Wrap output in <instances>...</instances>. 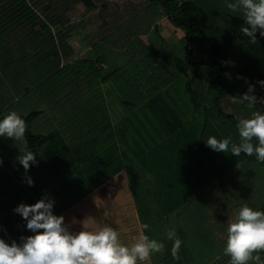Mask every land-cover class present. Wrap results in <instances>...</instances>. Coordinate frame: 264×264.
Masks as SVG:
<instances>
[{
  "label": "trees",
  "instance_id": "obj_1",
  "mask_svg": "<svg viewBox=\"0 0 264 264\" xmlns=\"http://www.w3.org/2000/svg\"><path fill=\"white\" fill-rule=\"evenodd\" d=\"M135 1L138 7L132 6L125 16H131L130 31H134L127 38L138 36L148 48L145 63L138 58L135 63L117 68L108 62L114 52L110 44H115L119 28L114 30L110 26L112 30L100 36V41L92 39L90 56L76 53L69 42L73 35H89L86 28L90 17L87 15L90 9L100 6V0L97 3L95 0H74V5L86 7L81 22L77 23L69 15L77 9L67 1L0 0V93L8 82L19 88L17 76L20 71L27 72L28 67L40 74L37 76L34 72V78L30 76L25 80L24 92L19 88V97L9 98L13 102H2L7 107L0 112V120L12 111L25 119L26 148L36 156V163L27 171L18 161L13 168L11 147L14 143L0 136V149H5L0 155V238L6 243L22 244V238L34 235L27 229V221L14 210L22 203L32 205L41 199L53 201V214L63 216L66 226L78 231L77 220L70 222L69 212L83 204L84 199L109 179L122 177L125 167L122 156L126 160L129 156L151 174L147 195H152L151 202L161 205L162 216L175 209L180 212L173 227L163 229L164 233L163 230L158 233V220L155 223L149 222V218L139 220L145 235L164 244V251L152 256L155 264H188V253L195 255L194 251L202 249L209 257L211 252L215 254L213 259L223 254L227 230H222L221 236L216 234L202 201L209 185L227 190L222 177L232 179L233 188L224 193L238 198L239 210L248 205L264 211V162L243 152L235 156L231 150L227 153L214 151L206 144L210 136L229 138L232 143L239 144V119L250 118L256 111L264 114V103L260 102L264 86L259 83L264 81V36L258 30L253 44L243 34L241 29L247 26L244 10L233 12L227 8L228 3L236 0ZM102 5L105 7L107 2ZM105 17L104 22H107ZM219 17L223 18L221 24ZM153 23L157 41L162 43L167 42L162 28L169 25L170 29L184 31L182 38L173 39V56L177 57L174 65L183 70L191 69L190 76L183 81V90L177 89V85H172L169 91L161 89L176 78V74L165 65L150 64L156 62L160 51L167 56L163 45L153 46L155 38L140 32L143 26ZM111 32L115 35L109 34ZM243 47L245 55L241 54L236 60L233 50ZM178 52L182 55L178 56ZM148 60L152 71L146 74L137 67ZM105 82L115 85L127 115L116 123L113 133L100 139L95 133L101 127L103 130L106 125L110 126L102 86ZM250 85L254 86L252 94L257 97L253 107H249L247 101L238 103L233 99L241 100ZM61 93L65 101H70L67 108H59L64 117L56 120L55 116L60 113L54 109L55 123L49 117L50 112L47 120L43 119L46 112L43 104L57 105ZM75 109L77 112L73 111ZM195 111L198 114H193ZM142 116H159V119L157 122L148 120L147 127L141 123L134 125L133 120L141 122ZM130 127L134 133L128 135ZM29 179L33 182L31 186ZM24 187L26 195L20 193ZM116 193L122 195L118 200L120 204H126L127 196L133 199L132 192L125 196L119 189ZM106 194L109 198L113 196V193ZM80 208L88 213L86 208ZM93 218L92 214L86 215L87 222ZM134 219H138L137 216ZM130 221L131 218L119 215L116 229L124 223L131 225ZM170 228L176 231L182 245L188 247L179 250V260L171 255L174 241L167 238ZM199 233L205 236L204 247H198L193 241V236ZM260 255L264 260V253ZM199 258L200 264L213 260Z\"/></svg>",
  "mask_w": 264,
  "mask_h": 264
},
{
  "label": "rangeland",
  "instance_id": "obj_2",
  "mask_svg": "<svg viewBox=\"0 0 264 264\" xmlns=\"http://www.w3.org/2000/svg\"><path fill=\"white\" fill-rule=\"evenodd\" d=\"M66 1L70 5H74L75 3L74 0H58V2H66ZM95 1L97 3L98 0H95ZM104 2H107V5H105V7L104 5H102ZM99 3H100L99 4L100 6L97 5L95 10L90 9L87 15L88 17H90V21L89 23H87L88 27L86 28V31H88L89 35L87 37L86 36L84 37L85 33L76 34V35H73L69 40L70 44L74 47L76 53L78 54L84 53V56L86 54H87L86 56H90V54L92 55V51L90 49V46H91L90 41H92V39L95 41H100L101 39L100 36H102L103 34H106L107 32H109V30H112L110 29V26H113L114 30H117V28H119L116 31L118 38H116V42H114L115 44H110V46H112L111 49H114V52H111L108 63L112 67H117V68L122 67V66L125 67V65L130 62L135 63L136 61L135 59H138V58L142 60V63H145L143 60L145 59V54H147L146 50H148V48L143 46V43L140 39H138V36H134L132 37V39L127 38L128 35L134 34V31H132L133 29L130 31L131 16L129 17H125V16L127 15V11L131 9L132 6L136 5L138 7L139 4L135 0H100ZM73 8L77 10L74 13H71V12L69 13V15L72 17V21L76 23L81 22L83 18L82 14L86 10V7L84 5L80 6L79 4H77V5H74ZM70 9H71V6H70ZM105 15L107 16L105 17ZM102 16L107 19V22H104V19ZM222 21H223V18L221 20L219 17V24H221ZM153 26H154V23L150 24V26L148 25V27L143 26V28L140 29L141 30L140 32H146L147 36L151 38H155L153 39L154 40L153 46L160 48V46L163 45L164 51L167 52V56H165L162 53L163 51H160L159 49L161 53L157 55L156 62L155 63L150 62V64L165 65L166 67H170L172 72L176 74V78L172 79L169 83H167V86L165 87L162 86L161 89H164V90L167 89L169 91L172 89V85H177V89L180 88L181 90H183V81L185 79H188L191 73V69L187 67V70H183L180 67L174 65L175 58L177 57L173 56V50H175V47L173 46V39L175 41L177 40V38H182L184 36V31L180 28H175V27L170 29L169 25L165 28H162L163 34H164L163 37L166 38L165 40L167 41L166 43H162L159 40L157 41L158 38L156 36L158 35L156 32L153 31L154 29ZM173 29H175V32ZM112 32L109 34L115 35ZM169 36L171 37V39L169 38ZM130 39H131V42H128V40L130 41ZM178 44L180 45L181 43H178ZM243 51H244V47L241 50L238 48L233 50V54H234L233 56L236 57V60L240 59L239 56L241 54L245 55ZM170 52H172V54L169 56ZM177 55L181 56L182 54L181 52H178ZM147 62L148 63L140 65L137 68L139 70L141 69V72L145 71L146 74H149L151 73L152 68L149 66L150 65L149 60ZM36 71L38 70L35 69L33 71L31 67H28L27 72L20 71V74L17 76L18 80L16 79L17 85H19V88H20V92H24L23 89L25 86V80L28 79L30 76L31 78H34V72L37 76L40 75ZM12 74L13 73H11V75ZM84 86L86 87L87 84H84ZM102 86H103V90L105 93L107 107L109 109L111 118L116 121L122 117L124 119L127 115V112L125 110V107L121 103V96L118 90L116 89L115 85L114 84L112 85L111 83H106V84H103ZM19 88L10 82L2 86L1 89L3 90V92L0 93V99L3 98V101H0V109L2 108L0 112H2L7 107V105L5 106L2 102H5V101L8 102L10 100L9 98L11 97L16 98L17 90ZM86 90L88 89L86 88ZM63 93L60 94V97L59 96L57 97L59 101L57 105L52 102L43 104L44 108L46 109L45 115L42 116L43 119L47 120V114H49L50 112L49 117L55 123L53 112H54V109H56L57 112L60 113L59 108L63 106V103L65 101V99H63L64 97L62 96ZM53 105L55 107H53ZM73 111H76V109ZM60 114L55 116L56 120H59L60 118H62V116L64 117L63 115L64 113H60ZM193 114H198V112L195 111L193 112ZM191 116H194V115H191ZM158 117L159 116H154V117L153 116H146V117L142 116L140 117V120H142L141 122L133 120V124L140 126V123H141V124H145V126L147 127L149 126L147 125L148 120L157 122L159 119ZM147 118H150V119H147ZM157 126L158 128L161 129L160 123H158ZM131 133H134V131L130 127L128 128L127 134L130 135ZM163 134H164V131L162 133V136H164ZM1 137L2 139L6 138L5 139L6 141L9 140L11 141V143H14V146H12L11 149L14 150V153H13L14 156L12 158V161H13L12 163L14 166L13 168H15V166H17L15 162L17 161L19 162V157L28 152L26 148L25 137L22 140H15L12 138L7 139V137H4V136H1ZM168 142L169 141H165L164 143L169 144ZM4 150L5 149L3 148L0 149V155H2V152H4ZM122 158L124 160L123 163L125 164V167L123 168L121 172L122 177H120V179H116L115 177H114L115 179L114 178L109 179L108 181L103 183L101 186L96 188L94 190V193H92L90 197H87L86 200L84 199L83 204L80 203L79 204L80 206L79 205L76 206L74 208L75 210L72 209L69 212L70 222L77 220L76 224L78 225V231H75L73 227L67 226L69 227L70 232L75 234L81 231L82 229L95 230L96 228L102 227L105 224H108L110 226L117 225L119 223L118 222L119 215L125 218H136L137 216L138 220H147L149 218V222H153V223H155L156 220H158V229L160 231L158 233H161L162 230L167 227H173L176 221L175 218L178 217V214L180 212L177 209H175L171 213L164 214L163 215L164 217H163L161 215V212H162L161 205L159 203L156 205L154 202H151L153 201L152 195H147L150 192L149 190L151 186V179H149V176H151V174L148 172H145L144 169L141 168L139 163H137L135 160L134 161L130 160L129 156L127 160L125 159L124 156H122ZM135 164H138V165H135ZM18 165H22V164L19 162ZM30 167H32L31 162H30ZM20 177L21 179H25L23 176H20ZM220 179L223 181L227 190L225 189V187L222 188V186H218L215 184L209 185L206 188L207 191H206V197L204 201V205L207 209L208 220L212 224V228H214L216 234H218L219 236L222 235V230L223 231L225 229L227 230L228 226L231 223L235 222L238 216V212H239V209H238L239 205H236V203L238 202V198L230 197V195L226 196V193H224V192L229 193L231 191V188H233L232 179L230 177L228 178L222 177ZM118 184H121V185L118 186ZM115 189L116 191L120 189V192H124L129 195H131V192H132L134 200L137 199L136 201H134V205L129 206V204L128 205L120 204L117 200L118 198H121L122 195L116 193ZM20 193L26 195L27 193L26 187H24V190L20 189ZM106 193L108 194L113 193L112 194L113 196L109 198V196H107ZM245 204L247 203L245 202ZM80 207L86 208V210H88V213L81 210ZM79 210H81L80 211L81 213L79 212ZM120 213H123V214H120ZM90 214H92V218L93 216L94 218L90 222H87L86 215H90ZM136 226H137V223L135 224L132 223L131 225L126 224L116 229L117 231L121 230L120 231L122 232L121 235L124 234L122 235V237L124 236L123 239H121L122 243L131 244L133 240L135 241L136 237L138 236L136 234L137 231L134 229L136 228ZM163 233H164V230H163ZM193 238H194L193 241H195L194 243L195 244L197 243L198 247H204L203 245V241L205 239L204 234L201 235V233H199L196 236H193ZM129 240H131L132 242L128 243ZM183 241L185 240L183 239ZM182 244L183 242L181 243V245ZM222 244L223 242H221V245ZM225 245H226V242H225ZM187 246H189V244H187ZM184 248H188V247H184L183 245L180 247L181 250H183ZM216 248L218 249V247ZM196 249H201V248H196ZM221 249H223L222 246H221ZM198 253L200 254L199 256L203 258L201 260H204V259L210 260L211 258L213 259L215 255V254L212 255V252H211L210 257H209L208 252H206V255H205V251L203 249L198 250V252L194 251L195 255H190L189 253L187 255L188 264H200L201 263V261H199L200 258L198 256Z\"/></svg>",
  "mask_w": 264,
  "mask_h": 264
},
{
  "label": "clouds",
  "instance_id": "obj_3",
  "mask_svg": "<svg viewBox=\"0 0 264 264\" xmlns=\"http://www.w3.org/2000/svg\"><path fill=\"white\" fill-rule=\"evenodd\" d=\"M227 8L233 12L244 10L246 25L241 29L244 35L256 43L255 33L259 30L264 36V0H236L228 3ZM264 86V81L259 82ZM254 86L241 100L247 101L249 107L257 103L253 95ZM264 103V97L260 98ZM240 143H232L229 138L217 139L210 136L206 144L214 151L231 153L239 156L242 152L248 156L255 155L264 162V114L253 112L250 118H241L237 124ZM27 129L25 119L12 111L0 120V136L22 140ZM258 143H253V141ZM19 162L27 171L30 162L36 163L35 153L29 151L19 157ZM32 180H28L31 186ZM53 201L41 199L35 204H20L14 210L27 221V229L34 235L22 238L23 243L13 241L6 243L0 238V264H150L154 253H162L164 244L151 239L141 232L131 244L121 242L119 232L105 224L95 230L82 229L77 233L69 231L63 216L53 214ZM148 226L145 224L144 228ZM167 238L174 241L171 255L179 260L178 255L182 241L174 229L169 230ZM260 253H264V211L254 210L244 205L238 212L235 222L227 229L226 246L223 254L229 257L227 264H264ZM221 257L217 256L219 260Z\"/></svg>",
  "mask_w": 264,
  "mask_h": 264
},
{
  "label": "crops",
  "instance_id": "obj_4",
  "mask_svg": "<svg viewBox=\"0 0 264 264\" xmlns=\"http://www.w3.org/2000/svg\"><path fill=\"white\" fill-rule=\"evenodd\" d=\"M23 94V93H22ZM21 95V94H20ZM16 97H19V95H17ZM65 98V97H64ZM10 102H13L12 100H9V102H8V104L10 103ZM69 104H70V101H64V103H63V109H65V108H67L68 106H69ZM66 105H67V107H66ZM108 108V107H107ZM108 113H109V115H110V112H109V109H108ZM123 119V117L122 118H119L117 121L116 120H114V119H112L111 118V115H110V126H108V125H106V127L102 130V127L100 128V130L98 131V133H95V135L98 137V138H100V139H104L105 137H107V136H109L111 133H113V130H114V128H115V124L116 123H119L121 120ZM126 195H128V194H126L125 193V196ZM128 197V200H127V202H126V204L125 205H128L129 204V206L130 205H134V198L132 199V198H130V196H127ZM122 198V197H121ZM120 198H118V200H119ZM117 200V201H118ZM116 201V202H117ZM203 202L205 201L204 199L202 200ZM244 205V204H243ZM123 214V213H122ZM126 220H128V219H126ZM130 222H132L133 224H135V223H137V226H136V228H134L136 231H137V235H139L141 232H143V230H142V228H141V224H140V222H139V220L138 219H134V218H131V221ZM128 224H130V223H128ZM124 225H126L125 223H124ZM116 227H117V225H115V229H116ZM128 234H129V232H128ZM124 235V234H123ZM124 237V236H123ZM123 237H120V239H123ZM132 241L131 240H129V242L128 243H131ZM133 242H134V240H133ZM132 242V243H133ZM221 258L219 259V260H217V259H213L212 261H208L207 263H203V264H227V262H228V260H227V256H225L224 254H222V255H219ZM150 264H155V260L153 261L152 259H151V261H150Z\"/></svg>",
  "mask_w": 264,
  "mask_h": 264
}]
</instances>
